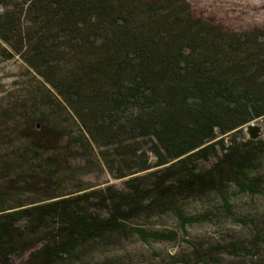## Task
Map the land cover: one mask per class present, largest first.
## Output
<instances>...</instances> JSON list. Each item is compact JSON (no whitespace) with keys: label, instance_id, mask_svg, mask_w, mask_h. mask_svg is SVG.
Returning <instances> with one entry per match:
<instances>
[{"label":"trees","instance_id":"16d2710c","mask_svg":"<svg viewBox=\"0 0 264 264\" xmlns=\"http://www.w3.org/2000/svg\"><path fill=\"white\" fill-rule=\"evenodd\" d=\"M222 1L238 10L244 1L247 13L264 9V0ZM0 41L55 90L78 127L71 134L54 121L27 122L28 144L19 150L61 180L82 170L78 150L96 146L128 187L9 208V198L37 180L9 161L0 169V264L27 251L28 264H59L117 233L173 241L174 234L126 222L182 195L218 189L231 210L226 181L233 170L240 181L249 161H234V150L210 169L198 163L218 158L230 148L226 138L264 120V29L228 31L196 16L188 0H0ZM40 150L52 152L44 159L35 156ZM237 183L241 192H258V180ZM96 201L108 211H94ZM175 213L185 235L188 225L210 220ZM50 221L56 226L45 232ZM41 234V242L30 239Z\"/></svg>","mask_w":264,"mask_h":264},{"label":"rangeland","instance_id":"374dc122","mask_svg":"<svg viewBox=\"0 0 264 264\" xmlns=\"http://www.w3.org/2000/svg\"><path fill=\"white\" fill-rule=\"evenodd\" d=\"M233 1V0H231ZM235 4L240 0H234ZM242 1V0H241ZM258 1V0H257ZM261 1V0H259ZM196 16L215 21L224 29L232 32H247L264 29V9L258 12H242L249 5L242 1L240 9L222 0H188ZM54 121L67 133H75L78 129L70 110L53 88L45 83L33 70L29 69L21 59L12 57L9 47L0 41V169L13 166L23 167L27 175L36 177L31 186L32 191L18 196H11L7 207L29 204L34 200H47L53 196L82 194L101 191L113 187L118 192H127L126 179L118 180L110 172L107 158L96 146L86 150H78L76 164L82 170L62 178L44 176L43 161L31 160L19 148L27 147V139L21 133L27 122L40 125V120ZM251 125L261 129V136L252 140L246 127L242 133L226 138L229 150L220 148L219 157L209 162L200 161V169L207 170L219 159L234 153V161L247 159L249 167H245L243 176L239 178L232 171V179L226 181L224 195L232 206H225L222 192L218 189L193 196L175 197L172 204L145 212L126 224L131 228H143L148 232L174 234V240L143 241L138 234L125 235L117 233L108 245L83 248L73 257L64 259L59 264H264V120ZM68 141V140H67ZM72 148L74 150L78 149ZM231 149H233L231 151ZM73 150V151H74ZM51 150H40L35 156L43 155L44 159ZM250 153V154H248ZM21 156V157H20ZM20 157L19 162L12 159ZM258 180V192H241L237 182ZM33 181V180H32ZM154 177H149L147 186H152ZM84 193V192H83ZM48 202H50L48 200ZM93 210L100 214L108 210L98 202H94ZM180 208L188 217L209 215L207 222L196 223L186 227L184 234L175 209ZM50 229L55 228V221H50ZM44 232V233H45ZM45 234L32 235L30 239L41 242ZM32 251L17 253L10 258L11 264H28Z\"/></svg>","mask_w":264,"mask_h":264},{"label":"water","instance_id":"95a60500","mask_svg":"<svg viewBox=\"0 0 264 264\" xmlns=\"http://www.w3.org/2000/svg\"><path fill=\"white\" fill-rule=\"evenodd\" d=\"M247 128L251 133V136H250L251 140H257L261 136L260 127H257L256 125H249Z\"/></svg>","mask_w":264,"mask_h":264}]
</instances>
